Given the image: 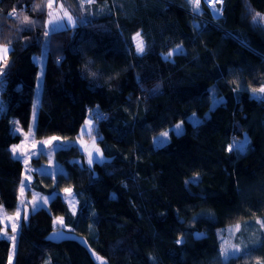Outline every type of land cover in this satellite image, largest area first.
Instances as JSON below:
<instances>
[{"label":"trees","instance_id":"16d2710c","mask_svg":"<svg viewBox=\"0 0 264 264\" xmlns=\"http://www.w3.org/2000/svg\"><path fill=\"white\" fill-rule=\"evenodd\" d=\"M218 6L214 15L194 0H0L10 50L0 65V204L17 207L24 169L11 146L23 136L12 118L30 126L33 54L54 9L74 24L47 35L35 136L75 138L94 107L91 133L106 154L88 165L72 160L84 156L76 144L55 150L66 167L55 186L73 188L77 211L60 193L48 208L27 203L13 264H96L79 242L47 239L52 229L84 236L107 264H264V93H254L264 84V0ZM193 112L197 124L186 120ZM180 119L185 130L155 147ZM230 225L239 252L223 257L218 229ZM9 249L0 235V264Z\"/></svg>","mask_w":264,"mask_h":264},{"label":"rangeland","instance_id":"374dc122","mask_svg":"<svg viewBox=\"0 0 264 264\" xmlns=\"http://www.w3.org/2000/svg\"><path fill=\"white\" fill-rule=\"evenodd\" d=\"M207 1L208 0H194V4L198 6L201 2H205L207 6L210 8L212 13L216 11L220 13V8L218 6V3L222 2V0H215L214 8H212V6L209 4V1L208 2ZM59 11L60 10L54 9V11L50 13L49 15L50 17L47 20L45 26L46 27L45 35H44L45 40L42 47V51L40 53L33 54V60H35L39 64V68H38L39 71L36 79L37 84L34 90L35 93L33 98V108L31 111L32 115L29 123L30 126L26 130H24L23 127H21L18 124L17 119L12 118V124H13L12 126H14V130L21 133L23 137L20 141L12 144L11 148L16 149V152L13 153L15 157L22 156L21 160L23 163L24 171H23L22 183L19 189L20 192L17 198L18 202L16 209L13 212L7 211L4 208V206L0 204V223H1L0 235L7 238L9 240V245H10V249L7 255L8 256L7 264H13L14 262V258H15L14 254L17 247L16 242L18 238V232L21 226L20 221L22 215L24 214L27 203H29L30 208L32 210H36L38 208H41L42 206L48 208L49 202L51 201L50 200L51 197L55 196L57 193H60L61 197L66 200L69 210L72 213L73 212L75 213L77 211L76 209H77L78 200L76 199V195L73 188L63 187L59 189L57 186H55L57 175L61 172L66 173V167L62 162L58 161L57 157L55 156V150L60 146H70V144L78 145L84 156L73 157L72 160L78 161L80 164L86 163L88 165H91L93 161H103V159L106 158V154H104L100 145L97 143V137L91 133L95 125L94 122L95 120L93 117V113L95 112L94 107H91L88 110L87 114L80 122V128L78 132L79 135L76 136L75 138H65L61 135H48L45 137L35 136V129H36L35 124L37 118L36 112L39 106V98L41 95L40 91L42 84L41 80L44 74V63L47 52V48H46L48 42L47 35L55 28H58V26L54 22V16L55 17L63 16L65 20H68V17H70V15H65L66 13L62 14ZM141 42H142L141 37L139 35H136L135 44L137 45L138 43ZM5 47L7 48L6 52L4 51ZM178 48L181 49V47H176L170 53H163V57L164 56L172 57V55L174 54V52L177 51ZM9 51H10L9 46L0 44V63L1 61L5 63V60L8 58ZM260 88H264V84L263 86L255 89L256 91H254V93L256 94L260 93L258 91ZM211 95H212L211 106L213 107L216 103L219 102L220 99V97H218L215 94L214 85L212 86L211 89ZM76 109H75L76 116L79 117V112H77ZM208 113L209 112H206L205 115H208ZM186 118H187L186 120L190 121L192 124H197L199 123L200 120H202L203 117L200 114L198 115L197 113L193 112L190 113ZM177 126H179V129L177 128ZM184 127H185V121L183 119L178 120L177 122L173 123L171 126H168L164 131L156 134V136H154L152 140L153 145L157 147L166 144L168 142V139L171 137L173 133L178 134L183 132L185 130ZM241 147H244V145L241 144ZM89 155H91L92 157L91 164H89L88 162ZM50 177L52 178L51 181H50ZM65 189H70V191L66 192ZM53 221L55 227L66 226V224H64L63 222L62 216H54ZM258 221L261 223L260 219H258ZM13 225L16 227V232L12 231ZM238 227L239 225L237 226L230 225L218 229V234L220 235L221 249L222 247H229L230 248L229 255H234L232 254L231 247L236 246L234 242V236H235L234 234L237 231ZM13 236H15L14 242L10 239V237ZM13 243L15 244L14 248H13ZM222 256L225 257L223 254Z\"/></svg>","mask_w":264,"mask_h":264},{"label":"water","instance_id":"95a60500","mask_svg":"<svg viewBox=\"0 0 264 264\" xmlns=\"http://www.w3.org/2000/svg\"><path fill=\"white\" fill-rule=\"evenodd\" d=\"M25 218H28L30 212L28 207L26 206L25 208ZM47 239L51 240L52 242H59L64 239H70L73 241L79 242L82 247L89 253L91 256L92 260L96 264H107L105 258L98 252H95L94 249L90 246L89 242H87V239L84 236H81L77 234L76 232H70L62 229H52L51 233L47 236Z\"/></svg>","mask_w":264,"mask_h":264},{"label":"snow or ice","instance_id":"6c2138e0","mask_svg":"<svg viewBox=\"0 0 264 264\" xmlns=\"http://www.w3.org/2000/svg\"><path fill=\"white\" fill-rule=\"evenodd\" d=\"M10 15H15V10H13V12L10 13ZM68 20L70 21V20H71V17H68ZM137 35H139V34H137ZM136 47H137V53H138V54H139V53H143L144 48H143V44H142V42H141V43H138ZM4 51H5V52L7 51V48H6V47L4 48ZM177 51L179 52V51H182V50L178 48ZM169 55H171V54H169ZM254 91H256V90H254ZM258 91L261 92V93H264V88H260ZM89 123H90V122H89ZM177 128L179 129V126H177ZM165 135H166V134H165ZM53 139H56V138H53ZM12 151H13V153H15V152H16V149L13 148ZM15 158H17V159H21L22 156L15 157ZM88 162H89V164L92 163V157H91V155H89V161H88ZM22 188H23V186H22ZM65 191H66V192H69L70 189H65ZM61 222H62V221H61ZM261 227H264V222H261ZM12 231H13V232H16V227H15L14 225H13V227H12ZM5 235H6V234H5ZM10 239L14 242V241H15V236L10 237ZM177 243H182V241H181V240H178ZM14 247H15V244L13 243V248H14ZM221 251H222V254H223L225 257H227V256L229 255L230 248H229V247H222ZM231 251H232V254H235L236 252H239V248L236 247V246H232V247H231Z\"/></svg>","mask_w":264,"mask_h":264},{"label":"crops","instance_id":"0c3cea01","mask_svg":"<svg viewBox=\"0 0 264 264\" xmlns=\"http://www.w3.org/2000/svg\"><path fill=\"white\" fill-rule=\"evenodd\" d=\"M54 22L56 23L58 28H64L65 25H67V24H71V23L74 24V22H72V20H70V21L69 20H65V18L63 16H60V17L59 16L58 17L54 16ZM1 63H2V61H1Z\"/></svg>","mask_w":264,"mask_h":264},{"label":"bare ground","instance_id":"6f19581e","mask_svg":"<svg viewBox=\"0 0 264 264\" xmlns=\"http://www.w3.org/2000/svg\"><path fill=\"white\" fill-rule=\"evenodd\" d=\"M208 1H209V4L212 6V8H214V2H215V0H208Z\"/></svg>","mask_w":264,"mask_h":264},{"label":"built area","instance_id":"2783aa9c","mask_svg":"<svg viewBox=\"0 0 264 264\" xmlns=\"http://www.w3.org/2000/svg\"><path fill=\"white\" fill-rule=\"evenodd\" d=\"M102 115H104V112L101 113V116H102ZM101 116H100V117H101Z\"/></svg>","mask_w":264,"mask_h":264}]
</instances>
